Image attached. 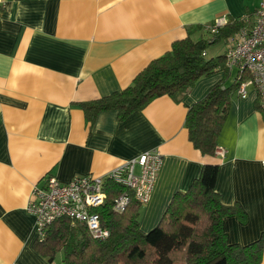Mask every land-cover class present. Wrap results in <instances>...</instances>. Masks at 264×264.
<instances>
[{
    "label": "crops",
    "instance_id": "1",
    "mask_svg": "<svg viewBox=\"0 0 264 264\" xmlns=\"http://www.w3.org/2000/svg\"><path fill=\"white\" fill-rule=\"evenodd\" d=\"M260 2L0 0V264H48L26 210L34 185L48 175H103L149 150L162 164L140 207L143 232L207 163L218 165L221 201L246 214L224 218L227 241L246 245L264 232V114L252 86L246 98L233 92L217 138L224 152L213 156L194 148L185 118L222 73L198 79L180 101L159 96L124 120L105 110L90 121L79 106L129 86L188 29L253 15Z\"/></svg>",
    "mask_w": 264,
    "mask_h": 264
},
{
    "label": "trees",
    "instance_id": "2",
    "mask_svg": "<svg viewBox=\"0 0 264 264\" xmlns=\"http://www.w3.org/2000/svg\"><path fill=\"white\" fill-rule=\"evenodd\" d=\"M249 15V14H248ZM241 18H228L214 33L207 25L188 29L185 38L174 41L170 50L152 60L119 92L81 102L85 116L93 121L105 110H115L120 120L141 110L153 99L167 95L175 101L198 79L222 73L204 96L188 106L185 127L188 139L202 155L213 156L230 99L239 84L237 70L226 65L227 51L242 25ZM198 33V35H195ZM223 40L226 48L217 61L207 56V47ZM217 164H204L200 175L186 191L176 192L158 224L147 232L139 226L140 207L131 200L122 212L112 210V201L123 187L107 183L106 203L97 211L100 223L109 230L106 238H94L87 228L69 218L49 225L34 248L48 264H260L264 254V232L251 243H229L223 228L226 216L240 221L246 214L238 205L224 204L217 193Z\"/></svg>",
    "mask_w": 264,
    "mask_h": 264
},
{
    "label": "built area",
    "instance_id": "3",
    "mask_svg": "<svg viewBox=\"0 0 264 264\" xmlns=\"http://www.w3.org/2000/svg\"><path fill=\"white\" fill-rule=\"evenodd\" d=\"M241 20L243 23L227 51L226 65L237 70L239 97L246 98L251 85L264 114V0L253 15H245ZM226 22V17H217L205 31L214 33ZM216 152L222 154L224 151L218 148ZM161 164L160 152L149 150L103 175L86 174L67 182L48 175L42 185H34L26 206L35 219L37 238H43L49 225L60 218L83 224L94 238H106L109 230L101 225L97 210L106 203L107 183L124 189L114 197L113 211L122 212L131 200L145 205L151 199Z\"/></svg>",
    "mask_w": 264,
    "mask_h": 264
},
{
    "label": "rangeland",
    "instance_id": "4",
    "mask_svg": "<svg viewBox=\"0 0 264 264\" xmlns=\"http://www.w3.org/2000/svg\"><path fill=\"white\" fill-rule=\"evenodd\" d=\"M225 48H226V43L223 40L216 42L215 44H211L207 47V56L209 58L213 59V61H217L219 55L223 54ZM248 89L249 90L251 89V85L248 86ZM139 220H140V218H139ZM56 262L58 264L61 263V257L60 256H56ZM174 264H185V263L182 260L177 259V261H175Z\"/></svg>",
    "mask_w": 264,
    "mask_h": 264
}]
</instances>
